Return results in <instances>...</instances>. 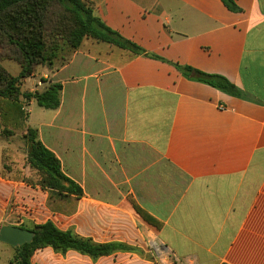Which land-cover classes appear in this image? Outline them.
<instances>
[{"label": "crops", "instance_id": "0c3cea01", "mask_svg": "<svg viewBox=\"0 0 264 264\" xmlns=\"http://www.w3.org/2000/svg\"><path fill=\"white\" fill-rule=\"evenodd\" d=\"M84 1L107 27L164 60L85 39L62 65L25 81L36 91L63 86L59 109H44L34 123L30 111L26 124L84 190L80 202L121 199L140 228L126 243L162 250L96 264H264V0H238L239 13L221 0ZM173 64L221 76L241 95L187 78ZM15 137L0 139V227L43 215L37 188L13 181V172L3 178V151ZM130 196L163 223L160 231L135 214ZM98 212L88 206L84 215ZM0 254L11 264L13 248L0 243ZM31 263L71 261L47 254Z\"/></svg>", "mask_w": 264, "mask_h": 264}, {"label": "trees", "instance_id": "16d2710c", "mask_svg": "<svg viewBox=\"0 0 264 264\" xmlns=\"http://www.w3.org/2000/svg\"><path fill=\"white\" fill-rule=\"evenodd\" d=\"M221 1L230 12H241L238 0ZM85 39L118 47L135 56L163 60L147 54L137 44L107 27L96 16L92 6L84 0H0V139L3 136L10 138L20 135L26 149L25 157H20L9 149L3 151V178L8 179L7 173L13 172V181L25 182L21 176L24 169L21 162H25L40 177L38 184L33 187L39 186L48 191L55 201L72 198L79 201L84 197V190L64 173L61 161L42 143L38 130L27 126L28 117L24 113L21 99L25 102L35 100L45 110H57L61 106L63 86L50 84L42 92H22L21 87L39 66L52 69L60 53L66 49L69 54L79 50ZM5 60L20 65L21 72L17 77L1 66V62ZM173 66L187 78H193L232 96L241 95L233 84L221 76L208 75L178 64ZM2 123H8L10 128H3ZM127 200L144 223L157 231L163 228V223L140 207L133 197L130 196ZM28 230L35 234L33 242L13 248L15 254L11 264H32L35 252L44 249H51L62 256L76 252L93 261L117 252H135L134 248L121 243H95L71 230L59 229L52 221Z\"/></svg>", "mask_w": 264, "mask_h": 264}, {"label": "rangeland", "instance_id": "374dc122", "mask_svg": "<svg viewBox=\"0 0 264 264\" xmlns=\"http://www.w3.org/2000/svg\"><path fill=\"white\" fill-rule=\"evenodd\" d=\"M69 57V50L66 49L64 52L60 53V56L56 62V66L50 70H53L55 67L62 65ZM1 66L12 76H17L18 73L21 72V67L19 64H17L14 61L11 60H5L1 62ZM41 67L47 68L45 66H39L36 69L35 74L32 77H37V80H39L40 76H37L38 70H40ZM26 81V80H25ZM22 84V92L26 91H36V88L34 86V81L30 80L27 83ZM36 84V83H35ZM38 87L43 86L41 83L37 84ZM42 87V88H43ZM42 92V90H39ZM24 113L27 117L30 116V111H33V117L29 119L30 123H34L37 117V113H41L44 111V109L40 108L36 103L33 105L28 106L26 103L24 104ZM3 138L8 139V137L3 136ZM12 145L13 148L9 149L13 151L15 154H17L20 157L26 156V149L24 146V142L20 135H17L15 138L12 139ZM20 164V162H19ZM23 165V173L22 177L25 179V182H22L24 186L33 187L34 185H37L40 181V177L38 173L30 168V166L26 165L25 162H21V166ZM14 173L9 174V178L13 176ZM33 188H37L38 190L36 193L32 192L33 200L37 199L39 201V207L41 213L43 215L40 216V220H37V223L35 222L32 225H27L25 221L20 222L22 227L29 226L31 229L35 228L38 225H42L48 221H51L49 219L54 218L57 225L62 229H67L73 231L76 235L83 237V238H90L85 237L89 236V234H95V238L91 237L94 242L95 240H98V242H110V243H121L125 244L127 246H130L135 249V252L127 253V254H134L139 256H145V255H159V253L162 252V250H158L157 253L154 251H145L139 246H133L130 244H127L126 242H132V238L134 235L135 229H137V232H139L138 226L135 225L133 222L131 214V209L128 210L125 207V203L121 201V199H116L112 202H108V200H104L103 202H98L97 200L93 199V202L90 204H86L87 201H82V203L79 201L74 200L73 198L66 201H55L51 198V195L48 191L42 190L39 186H35ZM112 203V204H111ZM88 206H94L96 208H100V212L97 214H92L88 218L84 215L86 212V209ZM28 205L25 204V213L31 214L30 211L28 212ZM130 213V214H128ZM83 216V217H82ZM96 223L99 224L98 228L96 226ZM95 229L97 231H95ZM66 230V231H67ZM101 230V231H99ZM141 231V230H140ZM136 232V231H135ZM142 232V231H141ZM140 232V233H141ZM136 242H150L146 237L142 240L141 237H139ZM108 244V243H107ZM10 247V246H9ZM118 253H126V252H117ZM15 254V251L13 249V255ZM47 254H56L51 249H44L39 250L35 252L34 256L36 255H47ZM113 254V255H115ZM112 256V255H111ZM1 261L0 264L5 263V255H1ZM65 258L71 261V264H96L97 261H93L91 258L87 256H82L76 252H69L65 255Z\"/></svg>", "mask_w": 264, "mask_h": 264}, {"label": "water", "instance_id": "95a60500", "mask_svg": "<svg viewBox=\"0 0 264 264\" xmlns=\"http://www.w3.org/2000/svg\"><path fill=\"white\" fill-rule=\"evenodd\" d=\"M35 234L21 227L3 226L0 228V243L11 248L22 247L33 242Z\"/></svg>", "mask_w": 264, "mask_h": 264}]
</instances>
